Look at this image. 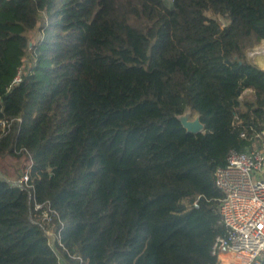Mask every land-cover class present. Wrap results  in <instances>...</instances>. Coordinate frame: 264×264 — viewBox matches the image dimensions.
Returning <instances> with one entry per match:
<instances>
[{
  "label": "trees",
  "instance_id": "16d2710c",
  "mask_svg": "<svg viewBox=\"0 0 264 264\" xmlns=\"http://www.w3.org/2000/svg\"><path fill=\"white\" fill-rule=\"evenodd\" d=\"M169 1L0 0V264H215V169L264 129V0Z\"/></svg>",
  "mask_w": 264,
  "mask_h": 264
},
{
  "label": "built area",
  "instance_id": "2783aa9c",
  "mask_svg": "<svg viewBox=\"0 0 264 264\" xmlns=\"http://www.w3.org/2000/svg\"><path fill=\"white\" fill-rule=\"evenodd\" d=\"M261 50H264V39L247 51L254 64L257 58L264 59ZM260 67L264 69V64ZM20 80L21 73L18 72L12 84ZM241 136L245 137L243 133ZM30 172L29 167L18 183L27 181ZM214 177L216 186L223 193L217 211L219 222L224 226V233L216 235L211 245L215 264H263L264 129L258 146L245 151L230 149L225 163L215 169ZM38 207L35 204V208ZM42 218H49L47 211L42 212Z\"/></svg>",
  "mask_w": 264,
  "mask_h": 264
},
{
  "label": "rangeland",
  "instance_id": "374dc122",
  "mask_svg": "<svg viewBox=\"0 0 264 264\" xmlns=\"http://www.w3.org/2000/svg\"><path fill=\"white\" fill-rule=\"evenodd\" d=\"M165 1V3L168 5V6H170L171 4H170V1L169 0H164ZM251 48H252V46H251ZM250 48V49H251ZM249 50V49H248ZM247 50V51H248ZM247 51H246V57H248V59H249V61L251 62V63H253V61L249 58V56L247 55ZM255 65H257L258 67H260L261 65H263L264 64V59H261V58H257L256 60H255ZM254 64V63H253ZM261 68V67H260ZM262 69V68H261ZM252 94V92H250L249 90L247 91V92H245L243 95H242V100H246V99H250V97L252 96L251 95ZM194 117V115H190V118H193ZM3 164H4V166H5V170H6V172L7 173H9V174H11V175H9V177L11 178V180L12 181H18V179H19V177H17V175L15 174V172H16V168L18 167V165H20V162L19 161H17V160H13V159H11V158H5L4 159V162H3ZM60 264H65V262L64 261H61L60 262Z\"/></svg>",
  "mask_w": 264,
  "mask_h": 264
},
{
  "label": "water",
  "instance_id": "95a60500",
  "mask_svg": "<svg viewBox=\"0 0 264 264\" xmlns=\"http://www.w3.org/2000/svg\"><path fill=\"white\" fill-rule=\"evenodd\" d=\"M192 114L190 109L185 110L182 114L177 115V119L180 121L182 127L191 133H197L204 129L203 123L200 121L199 116L195 115L193 118H190ZM59 264L61 261H64L65 264H69L65 261L62 256L57 253Z\"/></svg>",
  "mask_w": 264,
  "mask_h": 264
},
{
  "label": "bare ground",
  "instance_id": "6f19581e",
  "mask_svg": "<svg viewBox=\"0 0 264 264\" xmlns=\"http://www.w3.org/2000/svg\"><path fill=\"white\" fill-rule=\"evenodd\" d=\"M257 49H259L258 47H257ZM264 50H261V52H263ZM220 264V263H219Z\"/></svg>",
  "mask_w": 264,
  "mask_h": 264
},
{
  "label": "crops",
  "instance_id": "0c3cea01",
  "mask_svg": "<svg viewBox=\"0 0 264 264\" xmlns=\"http://www.w3.org/2000/svg\"><path fill=\"white\" fill-rule=\"evenodd\" d=\"M247 91H248V90H247ZM247 91H246V92H247ZM249 91H250V90H249Z\"/></svg>",
  "mask_w": 264,
  "mask_h": 264
}]
</instances>
